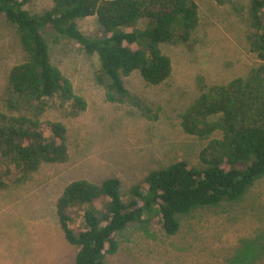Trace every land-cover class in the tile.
<instances>
[{
	"label": "rangeland",
	"instance_id": "1",
	"mask_svg": "<svg viewBox=\"0 0 264 264\" xmlns=\"http://www.w3.org/2000/svg\"><path fill=\"white\" fill-rule=\"evenodd\" d=\"M250 2L197 0L199 21L190 39L160 46L170 58V76L151 85L133 71L123 77L129 92L124 103L109 102L105 86L97 83V55H87L67 39L55 42L49 30L42 31L51 62L72 82L86 109L72 114L69 103L48 99L40 119L66 127L68 157L42 163L26 178L15 173L0 188V264H74L77 247L65 238L56 213L59 197L73 181L98 184L117 178L126 200L130 188L152 170L180 160L200 165L207 140L186 134L181 115L209 86L246 79L259 65L249 40L254 32ZM52 4L32 0L26 8L40 15ZM78 27L87 35L101 30L95 16L79 20ZM25 58L16 28L0 15V112L7 111L8 73ZM106 201L89 207L100 213ZM73 210L72 226L78 231L81 212ZM178 220L174 235L156 222L130 224L117 234L118 250L106 256V264H264V176L239 199L194 208Z\"/></svg>",
	"mask_w": 264,
	"mask_h": 264
},
{
	"label": "trees",
	"instance_id": "2",
	"mask_svg": "<svg viewBox=\"0 0 264 264\" xmlns=\"http://www.w3.org/2000/svg\"><path fill=\"white\" fill-rule=\"evenodd\" d=\"M31 1L0 0V15L16 28L26 53L8 73L7 111L0 112V188L15 173L26 178L42 163L67 160L66 127L40 119L48 99L69 103L72 114L86 109L72 82L51 62L42 31L49 30L55 42L67 39L97 55V83L105 86L109 102L124 103L129 92L123 77L139 71L151 85L165 81L171 61L161 44L187 42L199 21L197 0H52L40 15L27 10ZM91 16L101 28L96 35L78 27ZM249 18L257 68L246 79L209 86L181 115L186 134L207 140L199 166L180 160L152 170L130 188L126 200L117 178L98 184L76 180L65 187L56 213L65 238L77 247L74 264H106V256L118 250L117 234L134 222H156L174 235L179 216L237 200L264 176V0H251ZM102 198L107 200L102 212L89 207ZM74 208L81 212L78 231L72 226Z\"/></svg>",
	"mask_w": 264,
	"mask_h": 264
}]
</instances>
